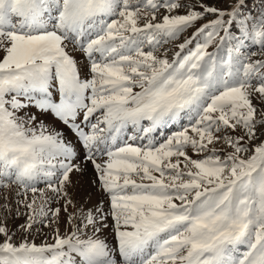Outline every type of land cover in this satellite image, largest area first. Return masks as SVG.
Here are the masks:
<instances>
[{"label":"rangeland","instance_id":"rangeland-1","mask_svg":"<svg viewBox=\"0 0 264 264\" xmlns=\"http://www.w3.org/2000/svg\"><path fill=\"white\" fill-rule=\"evenodd\" d=\"M6 15L0 264H129L154 221L172 247L138 264L225 237L220 264H264V0H0ZM177 105V128L137 124Z\"/></svg>","mask_w":264,"mask_h":264},{"label":"bare ground","instance_id":"bare-ground-1","mask_svg":"<svg viewBox=\"0 0 264 264\" xmlns=\"http://www.w3.org/2000/svg\"><path fill=\"white\" fill-rule=\"evenodd\" d=\"M7 16L8 15H6V17L5 16H1L0 17V24L1 23H8V21H9V19L7 18ZM25 20H26V17H24L23 19H22V21H21V24L23 23V22H25ZM15 26H19L18 24H14ZM7 29V28H6ZM12 30H15L13 27L11 28ZM4 30V29H3ZM8 30H10V29H8ZM48 96H50V95H48ZM186 104H188V103H186ZM181 109V106H179V107H177L174 111H173V114H176V116H174V122H172L171 123V125H176L177 124V127L180 125V123L182 122L181 120H177V117H178V111ZM180 113V112H179ZM88 114V113H87ZM140 114H141V116H142V112H140ZM143 114H145V115H149L148 116V118H145L148 122H150V124H152V126H151V132L153 133V131L155 130V128L156 129H158L163 123H164V117H165V115H166V113H161V111H158V112H151L150 110H146L145 112H143ZM137 115V114H136ZM136 115H134V116H136ZM132 114H130V117H134ZM115 119L114 120H122L121 118H117L116 116L114 117ZM142 120H144V118H141L140 120H139V122H137V124L138 123H140ZM123 124H125L126 126H124V125H121L120 126V129L118 130V133H116L115 134V139H113L112 140V144L111 145H114V146H121L124 142H123V137L124 136H121V133H123L124 134V132H122L123 130H125V129H127V127L129 126L128 124H127V122L125 121V119H123ZM52 125H54V124H52ZM170 125V126H171ZM166 129V128H165ZM164 129V130H165ZM61 138V137H60ZM80 143H78V145H79ZM82 145V144H81ZM105 145H106V147H105ZM82 146H84V145H82ZM149 146V145H148ZM84 148V147H83ZM118 148V147H117ZM107 149H108V146H107V144L105 143H102V144H100V143H87V145L85 146V149L83 150L84 151V156L83 157H85L87 160L90 158V157H97V158H100V157H102L103 156V154H104V152H106L107 151ZM83 151H80V152H83ZM93 159V158H92ZM98 170H99V168H98ZM97 170V171H98ZM70 179V178H69ZM88 184H91V186H92V182H88ZM89 186V185H88ZM84 188V187H83ZM95 192V191H94ZM97 192V191H96ZM101 195V194H100ZM105 195V194H104ZM100 198V197H99ZM119 198H122V197H119ZM118 198V199H119ZM117 203V202H116ZM126 204V203H125ZM118 205V204H117ZM102 213V212H101ZM106 213V212H105ZM105 215V214H104ZM107 217V216H106ZM101 219V218H100ZM104 219H106L105 218V216H104ZM108 219V218H107ZM157 219V218H156ZM109 222V221H108ZM153 222V221H152ZM154 223V224H153ZM152 224H153V226L155 225V224H157V222L156 221H154ZM151 223H149V224H147V225H150ZM153 226L152 227H147V228H153ZM101 227H103V226H101ZM104 231V230H103ZM126 234V233H125ZM153 234H155V232H154V230H153V232L150 234V235H153ZM158 234V233H157ZM146 236V237H144V238H142L141 239V241H139V243H135L134 244V246H136V250H135V252L136 253H134V255L132 256V258L130 259V260H127V262L129 263V264H138V261H139V259L138 258H140V255H142L143 257H144V255H146V256H148V254L149 253H151V252H149V253H145V250H140L139 248L140 247H143L144 249H145V247L148 245V242L150 241V238H151V236ZM117 236V235H116ZM118 238H119V236H118ZM120 239V238H119ZM137 242V241H136ZM168 242H170V241H168ZM120 245H121V243H120ZM160 245H165V243H163V244H160ZM160 245H158L157 247H155V248H159V246ZM124 246V245H123ZM143 252V254H141ZM161 255H163V253H160ZM211 252H207V255H205V257L206 258H208V257H211ZM214 254V253H213ZM210 255V256H209ZM219 255V254H218ZM217 255V256H218ZM184 256V255H183ZM193 256V257H192ZM191 257L195 260V255H192ZM164 257L167 259L168 257L166 256V254H164ZM215 257H216V255H215ZM192 258L191 259H188V261L186 262L187 264H203L202 262H203V258H204V255H203V257L200 259V261L199 262H193L192 261ZM179 257H178V261H176V262H179ZM221 259V256L219 255V257L217 258H214V261H213V264H220V262H219V260ZM120 260V259H119ZM205 263V262H204ZM184 264V263H183Z\"/></svg>","mask_w":264,"mask_h":264}]
</instances>
